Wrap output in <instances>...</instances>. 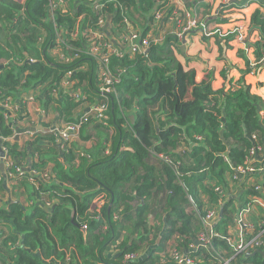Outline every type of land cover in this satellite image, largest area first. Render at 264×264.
<instances>
[{
	"label": "trees",
	"instance_id": "obj_1",
	"mask_svg": "<svg viewBox=\"0 0 264 264\" xmlns=\"http://www.w3.org/2000/svg\"><path fill=\"white\" fill-rule=\"evenodd\" d=\"M250 1L255 0L231 5ZM256 1L263 11L252 12L249 30L260 35L253 43L258 59L264 53V0ZM97 3H102L100 11ZM173 9L169 0H0L1 146L16 165L29 166L10 180L16 188L26 185L28 200L24 195L0 205V264H176L165 251L172 238L173 247L187 252L194 264L224 259L229 264H264V254L245 256L227 241L232 239L228 228L251 200L239 207L229 177L240 181L238 169L247 167L249 149L264 136V97L245 82V56V71L234 80L225 69L185 70L175 57L171 32L154 43L147 34L155 13L163 11L166 19ZM131 13L143 19L139 39L150 42L143 53L110 57L119 81L107 96L99 90V63L86 47L87 31L106 26L105 33L116 39L128 31L125 19ZM220 14L218 21H226ZM217 46L221 52L219 39ZM68 70L77 79L70 90L78 98L60 85ZM36 90H44L38 99L57 114L56 121L78 124L77 136L86 134L84 140L96 130L97 143L83 147L70 133L60 145L58 132L51 130L37 133L22 148L1 103L15 98L23 106V94L35 95ZM102 103L107 104L103 119L80 108ZM84 115L87 120L81 122ZM110 126L114 137L107 143ZM107 144H112L109 153ZM101 193L107 201L93 210ZM46 204L55 208L45 210ZM209 208L222 212L212 226L217 235L210 247H193L199 232H209L203 221ZM260 229L264 225L257 224L251 234ZM260 238L257 249L264 250V230ZM144 250L142 258L123 260Z\"/></svg>",
	"mask_w": 264,
	"mask_h": 264
},
{
	"label": "crops",
	"instance_id": "obj_2",
	"mask_svg": "<svg viewBox=\"0 0 264 264\" xmlns=\"http://www.w3.org/2000/svg\"><path fill=\"white\" fill-rule=\"evenodd\" d=\"M169 1L175 8L179 10L186 9L190 11L193 16L200 18L203 23H206V35L200 30H192L186 37V44L183 48H181L182 42L174 44L176 49L174 50L175 57L181 63L183 68L185 70L194 68L198 71L212 69L217 72L221 69H225L228 75L235 80L241 77L245 71L246 64L245 59L243 58V56H245L248 61L249 70L244 74V79L247 84L250 85L251 92L264 97V53L257 59L254 54L253 46V43L260 40V35L256 29H253L252 31L249 30L250 16L252 12L255 9L263 11V7H261L256 0L250 1L244 6H238L241 0ZM237 1H239L237 5H231ZM220 11L222 14L219 13ZM218 14L227 20L219 22ZM150 15H152V12ZM136 20H140L141 25H139ZM142 23L143 19L141 17L137 14H132L127 22V30L136 31L139 34L142 29ZM234 29L240 30L242 34L245 33V38L243 40L236 39L233 36L235 33L233 32ZM172 30L173 22L168 21V19H165L162 16L156 24L150 26L147 35L151 39L158 38L159 41L162 42L164 37ZM229 35H232L233 37L228 39ZM217 39L220 40L222 47L221 52H219L217 46ZM238 51H240L242 55H239ZM50 54L54 53L50 52ZM83 65L88 67L87 62H83ZM81 67L83 66L81 65ZM257 67L259 69H257ZM71 81L76 82L77 79L72 78ZM30 94L33 95V98L27 99ZM43 94L44 90L40 93L39 90H36L35 95L32 93L23 94V106H21V100L18 101L15 98L10 99V107L12 110L7 124L14 129L13 135L15 137L18 135V138L15 139L18 140L22 148H28L29 143L36 139L37 133H44L51 130L56 131L59 129V125L62 126L65 123L62 120L56 121L57 114L52 111L51 107L45 109L40 104L38 96L42 97ZM86 105L87 104H84L83 107H80L81 110L87 111L88 108L84 109ZM29 127L34 128L33 130H29ZM91 127L92 126L90 125L89 128ZM97 134L98 132L96 130L91 129L89 131V135H91L89 140H84L82 138L83 135L86 136V134L75 138L73 137L74 139L72 138V140L78 142L81 146L88 148L93 145L92 143H97ZM105 134L108 137L107 143L110 141L112 142L114 137L112 126L105 131ZM43 143L46 144L45 141H43ZM107 145L106 153H109L112 144ZM256 146L253 155L246 159L247 167L252 168V170H243V168L246 167L239 168L240 181H233L232 178L229 177V190L232 193L231 195L236 197L239 207H241L240 205L242 203H245L252 198V195L249 194L250 192L255 193L256 195L264 194V136L261 137ZM28 155H30V151L27 150V156ZM24 167H29L28 162L24 163ZM13 184V181H2L0 186V205L5 204L9 200H23L24 195L28 200V190L25 187L26 185L21 184L20 188H16ZM255 186H258V189H255ZM228 193L229 192H227V194ZM106 201L104 193H101L93 200L92 209L99 210ZM27 204L29 205L31 202H28ZM260 209L261 208L254 203L250 208V212L245 216L243 225L249 234H251L254 229L256 230L257 224L259 226L260 223L264 221V212L262 213ZM237 231L238 228L236 225H234L233 228H228V232L231 233V236ZM146 251L147 250L142 251L141 254L138 255V259L142 258Z\"/></svg>",
	"mask_w": 264,
	"mask_h": 264
},
{
	"label": "built area",
	"instance_id": "obj_3",
	"mask_svg": "<svg viewBox=\"0 0 264 264\" xmlns=\"http://www.w3.org/2000/svg\"><path fill=\"white\" fill-rule=\"evenodd\" d=\"M61 2V0H59ZM95 8L99 11L102 8V3H97ZM163 16V11H157L155 13L154 21L158 22ZM166 19L170 22H175L176 27L171 31L173 36L176 38V43L182 42V40L190 34L192 30H200L204 35L207 34L206 25L200 18L193 16L190 11L184 9L179 10L177 8L173 9L170 13L166 15ZM104 19L99 17V22L101 25H104ZM127 24V20H125ZM106 26L102 31H99L98 28L95 30L87 31V45L90 53L96 56L97 62L99 63V69H97L98 79H99V90L102 94L110 96L109 94L114 90V84L119 81L118 74L112 72L110 67V57L112 55L116 57H122L125 54H130V57L135 55L136 52L143 53L146 47L149 45L150 40L145 37L139 39V34L136 31H126L118 38L114 39L108 36L105 33ZM235 32L234 37L238 40H243L242 32L240 30L234 29ZM77 34L76 31L72 32L70 35L75 36ZM154 43H161L158 38L153 39ZM175 50V47L173 46ZM76 57V54L75 56ZM68 58H66V61ZM72 70L66 71L63 77L60 80V85L64 92L68 93L73 98H78V94L74 91L70 90V86L72 85ZM33 98V95H29L27 99ZM1 105L6 109L9 113L11 112L10 107V99H6ZM89 110L92 111V117L96 119H103L104 114L107 110V104L102 103L100 105H95L92 109L89 107ZM87 120V115L81 117L80 121L84 122ZM78 124H66L61 126L58 130L59 142L60 145H63L64 141H66L69 137L70 133L75 135L78 131ZM255 147L249 149L248 156H251L254 153ZM0 163L4 165V171L0 172V178L2 181H10L14 176L20 175L26 170V168L22 167L21 164H15L12 161L11 157H8L5 153L4 156H0ZM29 170V169H28ZM243 170L249 171L252 170L250 167L243 168ZM4 173V176H3ZM34 173V171H32ZM43 178H48L47 175H44ZM31 179V178H30ZM255 189H258V186H255ZM217 191H220L219 188H216ZM256 203L260 208H264V195L261 197H253L251 200L239 210L237 216L235 218V225L238 228V231L232 235V239L227 238L228 243L232 246V248L236 252H246L252 251V249L258 248L262 245V241L260 238V234L264 229H260V233L249 234V232L244 228L243 221L245 220V216L250 212L251 206ZM47 206V204H46ZM217 215V211L214 208H209L206 211L205 222L206 227L209 229V232H204L200 236V240L209 243L211 237L216 236V233L212 232V226L215 222V216ZM251 224V223H250ZM260 225H264V221L260 223ZM85 227V226H84ZM173 243L175 241L173 238L167 242L165 246V251L167 250L174 260L176 264H194L195 261L186 253L178 250L173 247ZM251 249V250H250ZM138 253H130L126 254L124 257V261L127 260L131 262L135 259H138ZM230 260H222L220 264H229Z\"/></svg>",
	"mask_w": 264,
	"mask_h": 264
},
{
	"label": "water",
	"instance_id": "obj_4",
	"mask_svg": "<svg viewBox=\"0 0 264 264\" xmlns=\"http://www.w3.org/2000/svg\"><path fill=\"white\" fill-rule=\"evenodd\" d=\"M186 44V39L184 38L183 40H182V43H181V48H183L184 47V45ZM2 65L0 64V67H1ZM131 119H133V117L131 116ZM33 128L34 127H29V130H33ZM15 138H18V135H16V137ZM5 155V151H4V149L2 148V146H1V139H0V156H4ZM27 170L29 169V167H27L26 168ZM4 171V165H3V163H0V172H3ZM3 176H4V173H3ZM55 208V205H53L51 208H48V207H46L45 205H44V209L45 210H53ZM221 217H222V212L220 211L219 212V214H218V217H217V219H216V221L215 222H217V221H219L220 219H221ZM158 241H159V238L157 239V243H158ZM256 253H260V254H264V250H261V249H254V250H252V251H246L245 252V256H253L254 254H256Z\"/></svg>",
	"mask_w": 264,
	"mask_h": 264
},
{
	"label": "rangeland",
	"instance_id": "obj_5",
	"mask_svg": "<svg viewBox=\"0 0 264 264\" xmlns=\"http://www.w3.org/2000/svg\"><path fill=\"white\" fill-rule=\"evenodd\" d=\"M53 1H56V0H53ZM125 20H127V22H128V17H126ZM136 21H137V20H136ZM137 22H138L139 25H141V24H140V20H138ZM152 24H156V22L153 21ZM242 38H245V33L242 34ZM241 42H242V41H241ZM210 70H212V69H210ZM210 70H205V71H210ZM245 82H246V81H245ZM246 83H247V82H246ZM52 113H53V112H52ZM75 137H77V133L74 135V138H75ZM74 138H73V139H74ZM76 139H77V138H76ZM92 144L94 145V143H92ZM205 214H206V213H205ZM218 214H219V213H218ZM218 214L215 216V219L218 217ZM203 219H205V215L203 216ZM1 229H2V230H5V228H4L3 226L1 227ZM203 233H204V231H201V232H199V233L197 234V237H198V238H197V241H198V242H197L193 247H195V246L198 245L199 243L203 244V246H205V247H210V244H209V243H205V242H203V241L200 240V236H201ZM173 240L175 241L174 238H173Z\"/></svg>",
	"mask_w": 264,
	"mask_h": 264
},
{
	"label": "clouds",
	"instance_id": "obj_6",
	"mask_svg": "<svg viewBox=\"0 0 264 264\" xmlns=\"http://www.w3.org/2000/svg\"><path fill=\"white\" fill-rule=\"evenodd\" d=\"M88 111H89V108H88V110L85 111V112H88ZM9 114H10V112H9ZM73 137H74V136H73ZM256 147H257V146L255 145V149H256ZM254 151H255V150H254ZM252 155H253V154H252ZM252 155H251V156H252ZM251 156H248V158L251 157ZM248 158H247V159H248ZM254 188H255V187H254ZM263 195H264V194H263ZM263 195H262V196H263ZM45 206H46V205H45ZM48 208H49V207H48ZM261 209H263V208H261ZM238 212H239V211H238ZM218 213H219V212H217V214H218ZM216 219H217V218H216ZM216 219H215V221H216ZM214 223H215V222H214ZM83 228L85 229V227H83Z\"/></svg>",
	"mask_w": 264,
	"mask_h": 264
}]
</instances>
